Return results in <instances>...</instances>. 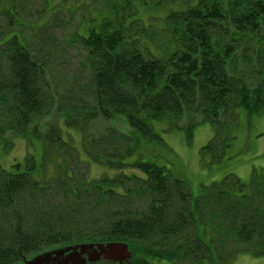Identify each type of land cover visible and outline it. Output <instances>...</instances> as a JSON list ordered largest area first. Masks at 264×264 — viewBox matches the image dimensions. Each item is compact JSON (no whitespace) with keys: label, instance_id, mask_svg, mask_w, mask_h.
Here are the masks:
<instances>
[{"label":"trees","instance_id":"trees-1","mask_svg":"<svg viewBox=\"0 0 264 264\" xmlns=\"http://www.w3.org/2000/svg\"><path fill=\"white\" fill-rule=\"evenodd\" d=\"M13 1L0 0L11 23L20 21ZM117 20L79 35L88 50L94 101L67 108L58 102L61 93L45 86V64L16 26L0 39L10 35L0 44L9 67L0 77V144L11 139L7 132L27 137L29 125L56 110L67 126L82 132L91 159L143 173L81 186L60 172L53 185L39 179L44 158L38 162L30 152L12 170L0 165V264H24L52 248L111 241L129 244V264H151L148 256L182 264H227L243 252L264 256V169H255L250 182L228 174L194 199L188 184L165 167L125 162L135 151L134 136L116 126L105 134L87 131L100 118L125 117L147 138L157 139L151 121L161 120L186 129L191 139L198 124L209 122L217 133L202 156L214 152L213 161L220 160L227 144L217 134L235 118L236 108L264 113V0H198L173 12L167 24L173 45L164 56L130 36L135 21L125 27L123 18ZM34 131L44 141L43 157L48 147L66 143L60 125Z\"/></svg>","mask_w":264,"mask_h":264},{"label":"rangeland","instance_id":"rangeland-1","mask_svg":"<svg viewBox=\"0 0 264 264\" xmlns=\"http://www.w3.org/2000/svg\"><path fill=\"white\" fill-rule=\"evenodd\" d=\"M197 1L14 0L13 13L20 21L11 23L10 13L6 9H0V39L16 26L28 48L45 64V86L61 93L58 102L67 108L73 103L94 101L88 50L79 35L87 36L90 30L99 29L102 23L116 22L123 18L125 27L135 21L136 26H130V36L139 38L143 49L164 56L166 49L173 45L167 26L170 16L175 11H185L196 5ZM9 38L10 35L5 36L0 44ZM2 49L0 48V77L9 74ZM4 109L5 103L0 99V121L5 118ZM235 113V118L228 119L226 128L217 134L227 144L218 161H213L214 152L205 157L201 152L216 137V127L209 122L198 124L191 139L186 129L169 128L168 123L161 120L151 121L157 139H150L132 130L125 117L111 120L100 118L87 131L95 135L100 132L105 134L108 127L116 126L134 136L135 151L126 157L125 162L144 161L165 167L173 176L188 184L195 199L204 186L220 181L228 174L250 182L255 169H264V113H250L245 107L236 108ZM52 125L62 127L66 143H61L54 150L48 147L46 157H43L44 141L35 134L34 129L37 127V131L45 133ZM27 130V137H12L9 132L5 134L11 139L6 144H0V165L3 168L12 170L14 164L23 162L30 152L38 162L44 158L45 164L38 177L45 183L54 180L53 185H56L55 180L60 172L61 176L67 175L68 179L73 178L74 183L81 186L84 181H99L103 177L116 178L122 173L143 175L134 167L110 168L91 159L85 152L82 132L67 126L61 113L56 110L29 125ZM146 261L151 264H182L177 260L152 256L146 257ZM227 264H264V256L243 252Z\"/></svg>","mask_w":264,"mask_h":264},{"label":"water","instance_id":"water-1","mask_svg":"<svg viewBox=\"0 0 264 264\" xmlns=\"http://www.w3.org/2000/svg\"><path fill=\"white\" fill-rule=\"evenodd\" d=\"M132 252L126 242H89L52 248L40 252L24 264H129Z\"/></svg>","mask_w":264,"mask_h":264},{"label":"flooded vegetation","instance_id":"flooded-vegetation-1","mask_svg":"<svg viewBox=\"0 0 264 264\" xmlns=\"http://www.w3.org/2000/svg\"><path fill=\"white\" fill-rule=\"evenodd\" d=\"M105 264V263H104Z\"/></svg>","mask_w":264,"mask_h":264}]
</instances>
